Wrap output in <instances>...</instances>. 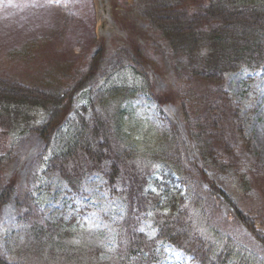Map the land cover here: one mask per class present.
I'll return each instance as SVG.
<instances>
[{"label":"trees","instance_id":"1","mask_svg":"<svg viewBox=\"0 0 264 264\" xmlns=\"http://www.w3.org/2000/svg\"><path fill=\"white\" fill-rule=\"evenodd\" d=\"M113 8L114 12L131 13L147 25L151 34L147 52L133 43L128 45H133L132 49L125 45L118 54L128 59L120 57L110 63L105 45L99 44L88 75L76 72V83L56 91L27 88L0 75L2 135L21 130L41 137L46 145L38 160L39 168L45 169L41 175L59 173L72 192H78L77 183L84 173L99 172L107 187L124 198L125 216L118 223L119 244L112 264H154L161 242L172 245L194 264H264V208L248 200L251 187L238 165L225 157L231 149L220 128L221 117L214 116L229 110L225 108L229 102L225 76L244 68L251 72L264 69V0H119L113 2ZM147 65L175 79V98L179 99L191 149L200 162L197 165L187 156L176 132L148 156L152 165L168 170L172 182L180 185L181 199L167 183L147 189L145 169L135 160L138 154L120 148L113 122L104 112L111 103L127 101L138 93L154 98L144 71ZM128 69L140 79V87L113 85L110 72L121 74ZM101 74L105 76L100 84L103 87L96 88L103 80ZM194 82L211 85L195 106L204 116L202 120L193 117L181 92L184 84ZM90 84L93 88L85 92ZM82 93L88 103L76 107L75 98ZM155 100L160 102L156 96ZM38 114L45 119L42 125L37 123ZM9 161L8 156L4 162L0 158V169ZM226 178L232 182L227 184ZM119 184L123 187L120 194L116 192ZM14 191L0 179V214ZM18 199L24 208L20 222L32 227L31 231L41 228L38 224L44 220L33 223L39 216L33 192ZM188 209L202 219L208 236L194 226ZM146 220L156 230L153 241L141 231ZM43 224L46 234L55 232L52 224ZM77 253L95 255L92 248ZM0 264L25 262L10 260L0 250Z\"/></svg>","mask_w":264,"mask_h":264},{"label":"rangeland","instance_id":"2","mask_svg":"<svg viewBox=\"0 0 264 264\" xmlns=\"http://www.w3.org/2000/svg\"><path fill=\"white\" fill-rule=\"evenodd\" d=\"M114 1L119 0H0V75H7L27 88L56 91L76 83L73 80L76 72L88 75L99 44L105 45L106 60L110 63L120 61V57L127 58L118 51L125 45L132 49L133 45L128 46L132 43L146 53L151 35L147 25L131 13L114 12ZM144 71L153 86L154 98L138 93L127 101L111 103L104 112L113 122L111 127L120 140V148L138 154L135 160L145 169L147 189H158L167 183L181 199V187L172 182L168 170L148 160L152 152L172 140L173 132L186 139L179 99L175 98V79L169 73L165 76L156 73L148 65ZM108 76L115 86L140 87V79L130 69L121 74L110 72ZM100 77L103 80L96 83V88L103 87L100 84L105 76ZM210 87L205 82L181 87L182 96L196 119L204 118L195 106L203 101ZM91 88L90 84L85 92ZM224 91L229 99L225 108L229 110L214 116L221 117L220 128L231 149L225 157L238 165L251 187L248 200L264 208V70L254 73L244 68L228 74ZM86 98L82 93L75 106L87 104ZM37 116V123L42 125L44 117ZM191 146L188 145L187 156L199 165ZM43 150V141L33 133L16 130L5 137L0 130V158L4 162L8 156L10 160L2 165L0 179L15 188L0 219L2 254L17 262L21 259L25 264H112L119 244L117 224L125 216L124 198L107 187L99 172L84 173L77 183L78 192H72L59 173L41 175L45 169L39 168L38 158ZM230 182L232 179L226 178V183ZM31 191L34 208L39 210L33 223L44 220L45 225L56 227L54 233L44 232V221L34 231L19 222L24 208L18 203V196ZM122 191L119 184L116 192ZM189 214L197 230L208 236L202 219L191 209L187 211ZM141 231L150 241L157 237L150 220L143 223ZM84 248H92L95 255L77 253ZM156 257L154 264H194L164 242L157 244Z\"/></svg>","mask_w":264,"mask_h":264}]
</instances>
